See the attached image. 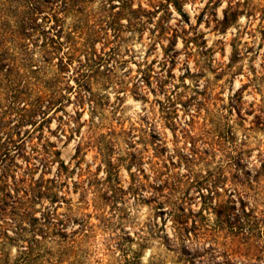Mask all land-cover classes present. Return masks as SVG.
Wrapping results in <instances>:
<instances>
[{"label": "rangeland", "instance_id": "1", "mask_svg": "<svg viewBox=\"0 0 264 264\" xmlns=\"http://www.w3.org/2000/svg\"><path fill=\"white\" fill-rule=\"evenodd\" d=\"M98 3L92 0L88 8ZM151 5L133 0L139 19L122 16L123 24L131 23L115 38L109 29L88 37L85 27L69 55L64 37L62 49L48 52L53 48L45 44L47 33L29 25L18 41L23 50L6 44L14 57L44 68L32 95L45 85L56 91L57 102L19 124L17 113L4 112L13 76L0 78V169L10 166L17 179L32 180L53 178L58 159L69 169L56 187L60 200L45 193L0 205L6 210L0 216V264L4 253L13 260L35 238L55 250L56 219L47 209L57 204L64 215L68 205L80 206L83 195L94 199L95 208L86 212L95 229L79 246L78 264H107L119 253L116 244L136 247L138 241L145 243L144 262L154 257L157 264H264V122L252 123L257 111L249 106L264 108V0ZM71 22L68 17L65 30ZM35 23L45 31L53 25L41 16ZM11 25L15 29L13 20ZM237 90L240 113L232 108ZM73 118L80 127L70 134ZM46 144L57 152L53 162L43 159ZM88 179L92 186L86 190L75 183ZM242 187H249L256 231L250 245H232L201 215L214 218L210 202ZM72 227L77 222L64 228Z\"/></svg>", "mask_w": 264, "mask_h": 264}, {"label": "trees", "instance_id": "2", "mask_svg": "<svg viewBox=\"0 0 264 264\" xmlns=\"http://www.w3.org/2000/svg\"><path fill=\"white\" fill-rule=\"evenodd\" d=\"M91 1L0 0V78L6 75L13 76L12 80H8L10 93L7 95L8 98L6 97L8 105L4 112L8 114L13 112L17 113L19 115L17 123L31 122L37 110L40 113H45L46 110L55 106L57 102L56 91L45 85H40L41 89L36 91L35 96L32 95L35 88L40 84L39 75L44 68L41 66H32L28 57H14V53L9 52V48L6 45L13 43L14 47L18 45L23 50V46L18 44V41L25 38L26 25H29L33 31L47 33V36H45V44L51 47V49L53 48L48 52L54 53L57 49H62L63 41L59 39L64 37L65 43L69 46L65 54L69 55L71 53L69 51L70 48L74 50L75 46L72 41L73 38L82 34L85 27L89 30L88 37L98 36L100 31H108L109 29L112 30V36L115 38L119 36L121 27H126L131 23L129 19L127 24H123L121 22L122 16H130L128 14H131V18L139 19L137 14L140 10L132 6L133 0H118V4L113 3L114 0H99L98 7L95 10L88 8ZM149 2L152 4V7L156 6L158 8H167V5L171 2L177 8L181 7V0H149ZM182 14L184 13L182 12ZM37 16H41L42 22H52L53 25L49 26L48 30L45 31L44 25L39 27V24L35 23ZM68 17L72 22L68 29L65 30V21ZM223 19L226 20L227 16L225 15ZM11 20L14 21L15 29L11 27ZM95 27H98V30ZM48 31L54 32L48 34ZM231 97L232 101H234L232 108H235L240 113L241 103L239 101L241 100V95L239 94V90L235 91ZM249 106L251 110L254 109V111H257L253 115L252 123L263 124V106L258 104L259 107L254 108V103H251ZM73 119L74 125L70 129V134L77 133L80 127L78 120L76 118ZM67 121L69 122V119ZM62 132H64V128ZM80 143L79 139L77 146H80ZM43 150L45 155L44 160L47 162L56 160L55 153L57 152L51 151L49 144L44 145ZM31 151L34 153L36 148H31ZM78 152L79 148L77 147L75 157ZM56 163L57 173L53 178L43 179L41 177L35 180L31 178L27 179L26 177L24 179H17L10 166H3L0 169V205L5 203L7 198L10 197L13 198L12 203H19L24 198L26 199L24 202H27L33 199V195L37 194L40 196L45 193L48 196H52V201L54 198H57V200L63 198L56 187L57 184L65 181L64 175H66L65 173L68 171L69 166L61 159H58ZM27 165H30L29 159L27 160ZM80 165V160L77 159L75 166H78L79 176L82 175L83 170ZM260 167L264 169V161L260 164ZM27 175L29 174L27 173ZM256 175L253 176L252 182L254 183L257 182ZM10 177L13 179L12 181H9ZM75 183L83 184L82 187L85 190L92 186L90 179L86 182L84 180L75 181ZM247 188H234L233 193H230L226 199L213 204L210 202V205L207 206V211L213 213L214 218L201 215L203 210L200 211L202 217H208L206 219L211 221L213 232L224 233L232 245L235 243L237 245H244L246 243L250 245L252 242H249V240L255 236L256 230L254 228V221H252L254 205L250 208L247 207L249 196ZM11 191H13V195L10 193ZM79 202L80 206L75 207L76 211L80 210L79 215L72 209V205L67 206L68 212L64 215H60L57 212V204L47 209L51 221L56 219L53 224L57 226L55 232L58 236V239L54 242L55 250L51 249V247H44L43 241L35 238L34 240L26 241L27 245L18 249L19 254L13 260H10L7 253H4L2 264H31L38 260L46 264H78L79 260L76 256L78 255L79 246L85 239L91 237L95 229V225L90 222L91 212H86L89 207H92V209L95 208L94 199L90 202L83 195L80 197ZM2 211L5 212L6 210L0 206V216L3 215ZM69 222H77V227H72L67 232L64 227ZM191 227L195 228V225L192 223ZM257 230L261 232L260 228ZM45 237V235H42L41 238L44 239ZM144 247L145 243L143 241H138L136 247L132 245L122 247L116 244L114 249H118L119 253L107 264H157L154 257H150L145 262L143 261L142 253Z\"/></svg>", "mask_w": 264, "mask_h": 264}]
</instances>
